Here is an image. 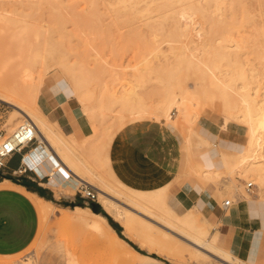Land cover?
<instances>
[{
	"label": "bare ground",
	"instance_id": "bare-ground-1",
	"mask_svg": "<svg viewBox=\"0 0 264 264\" xmlns=\"http://www.w3.org/2000/svg\"><path fill=\"white\" fill-rule=\"evenodd\" d=\"M6 2L18 5L47 4L54 7L56 11L68 4H83L87 7L85 12L94 8L98 12L100 5L104 12L100 11L99 14L107 17L112 24L117 23V19L125 18L130 22L129 24L126 21L132 30L133 26L136 29H138L137 26L144 27L149 31L148 34L153 39V45L158 42L159 33L163 32L166 35L168 32L174 33L175 31L179 35H177L178 38L182 39V44L179 45L175 53L172 46L170 47L176 63L169 65L167 78H173V72L181 63L202 73V76L207 79V84L206 86L198 84L201 86L202 98H204L203 108H198L205 111L209 107H214V103H219L222 114L215 117V119H220L218 120L219 125L226 129L232 127L233 124L238 125L244 134V144L236 153L219 152V167L209 170L196 165V174L200 175L201 179L212 182H217L221 178H231L229 179L230 184L226 187L233 190H239L240 184L238 183L241 178L252 177L253 182L257 179L260 180L259 183L264 184V93L259 95L257 93L259 91L255 90L256 87L254 89L253 83L256 79L254 78V68L258 69V65L255 66L254 61L249 58L246 48L250 43L248 39L251 37L254 40L252 42L251 39L252 45L257 43L256 48L259 47L264 52V0H6ZM19 12L16 9L8 11L0 8V22L14 28L12 29L16 32L11 35V40L15 43L18 53L24 54L23 62L17 65L18 71L13 74L14 77L8 83L4 82L3 77L5 65L0 66V100L11 104L16 113L7 122L9 123L8 127L4 128H7V134H11L14 125L31 121L37 133L48 140L50 148L56 150L55 153L59 154L62 162L70 171L62 165L55 167L50 162V153L46 149L45 151L49 155L47 158H38L34 155L27 156L26 159L33 164H40L62 191L66 187L70 189V192H73V189L76 190L80 185L92 186L97 192V201L110 214L112 213L115 220L120 219L125 223L136 222L141 227H139L140 231L146 229L151 231L150 233H153V228L149 224L155 226V222L158 228L173 232L187 241L195 255L200 253L206 258L213 256L223 264H235L234 261L243 263L233 257L231 253L218 247L217 230L211 232V225L206 223L197 211L192 210L191 206L185 207L180 198L174 197L172 194L167 195V193L148 196L138 190L122 189L119 185V188L114 187V184L111 186L98 176V172H95L92 165L87 162L88 160L84 162L75 158V153L73 154L71 149H76L72 146H70L71 149L68 148L70 144L64 140L61 131L55 129V124H51L47 120L38 105L40 96L49 90L48 84L54 79L47 63L52 59L57 61L55 58L58 53H61L57 49L59 44L54 39L52 30L48 31L41 24L29 20L22 11L20 12L21 16L17 17V14L20 15ZM227 20L230 25L227 24ZM224 23L229 28L226 26L225 29H221ZM59 24L62 23L59 22ZM122 24L124 23L122 22ZM169 24L172 26H168ZM115 25L118 27L117 24ZM124 26L122 27L124 28ZM217 26L219 27L217 28ZM61 28L66 29L65 26ZM117 30L116 32L119 33L118 28ZM146 30L142 31L146 32ZM244 33L249 36L247 40L243 36L242 38L238 37L239 34ZM149 42L151 44V41ZM155 51L149 52L152 54L147 55V59L149 56L151 57L149 60L140 61L153 66V61L158 60L161 57L159 55L162 54L160 51ZM255 52L259 53L258 48ZM255 52L253 53L252 50V55H255ZM18 53L16 58L19 57ZM172 54L170 55L172 56ZM261 56L264 60V53ZM162 57L167 61L165 56ZM76 60L69 71V76L71 91L78 100L79 111L94 121L101 119V122L106 123L109 120V123L104 125V132L109 137L114 136L126 124L139 120L163 121L167 125H171L170 123L176 119L179 120L181 128L186 130L187 135L180 136L181 149L179 151H182V163L178 173L183 170L185 162L199 149V140L206 145L209 144L204 137L195 135L198 134L195 127L196 122L200 116H204L192 105V101L196 97L195 93L192 90L180 88L179 84H175L177 82L170 83L169 80H163V77L159 76L162 72L159 75L155 72V65L154 71L146 64L145 66L141 64L144 66L143 69V66L141 67L137 63L140 68H134V73L129 76V79H113V82L117 83V87L114 84L113 87L112 83L101 82L97 85L99 87L90 89L89 83L94 76L88 68L89 61L85 63L79 61L80 59ZM58 63L57 61L55 64ZM163 73L165 74V71ZM259 74L264 75L261 72ZM62 75L67 76V73ZM151 78L162 87L164 94H162L161 100L157 99L158 102L147 105L143 97L144 85ZM214 94H217V97ZM107 160V156L102 158L103 162ZM233 179H237L236 184ZM95 182L96 185H94ZM256 185L259 188V184L256 183ZM259 190L261 192V187ZM110 192L113 193V196L109 194ZM119 203H123L125 207ZM128 203L131 206H128ZM89 213L98 212L89 209ZM164 229L162 230L164 231ZM140 231L139 233H141ZM167 231L165 232L168 233ZM18 264L34 263L26 258Z\"/></svg>",
	"mask_w": 264,
	"mask_h": 264
},
{
	"label": "rangeland",
	"instance_id": "rangeland-1",
	"mask_svg": "<svg viewBox=\"0 0 264 264\" xmlns=\"http://www.w3.org/2000/svg\"><path fill=\"white\" fill-rule=\"evenodd\" d=\"M0 8H4L8 11H14V9L19 10L20 12L22 11L28 16L29 20L31 19L34 22L41 24L42 26L47 28L48 31L50 29V31L52 30V32H54L52 33V35L56 42L59 44L57 49H59L58 51L61 53H58L55 58L59 62L58 64H55L57 61H54V59L49 60L47 63V66L51 70V74L53 75L54 79H56L55 81L54 79H52L53 81L48 84V88L52 90L54 88L57 90H65L68 95L73 97L72 100H74L76 104L79 103L77 98L72 94L71 79L69 76V71L77 61L76 59H80L79 61H83L85 63L89 61L88 68L91 70V74L94 76L89 83L90 89L99 87L97 85H99L101 82L107 84L112 83V85L114 84L115 87H117V83L113 82V79H129V76L134 73V68H140L138 67V65L141 67L143 66L141 64H144V62H141L140 60L145 61V59H147V55H152L150 53L155 51V49L158 47L155 52L160 51V53H162L161 55L158 54L159 56H161L159 57L160 61L159 59L153 61V66L147 65L146 63L145 64L148 67L150 66L152 69L155 65L154 69H156V71L154 69L153 70L158 75L162 72L159 76L163 77V80H169L170 83L177 82L175 84H179L178 86L180 88L192 90L196 95L195 99L192 101V105L201 113V115H212V117L215 119V117L222 114L221 106H219V103H214V107H209V110L206 109L204 111L199 109L203 108L204 102L201 98L197 100L198 96L202 97L201 86L198 84L201 83V85L206 86L207 79L205 76H202V73H199L193 67L186 66L184 63L178 64L177 69L173 72V78H167V76L169 75V65H173L176 63L175 57L172 54V49L175 53L177 52L179 45L182 44V39L178 38L179 35L175 31L174 33L171 32L172 34L168 32L169 37L168 34L165 35L163 34V32L159 33V39L157 38L158 42L155 43V46L152 44L154 42L153 39H151L152 37H150L148 34L149 31H147L144 27L137 26L138 29H136V27L133 26L132 30V27H129L130 22L125 18L123 20L122 18L117 19L118 22L115 24H117L118 27H116V25L112 24L109 19H107V17L103 15L101 16V14H99L101 12H104V9L100 5L98 6V12L95 10V8L89 9V12H85V9H87V7L83 4H68L56 11L54 7L47 4L18 5L3 0L0 2ZM20 12V15L17 14V17L21 16ZM24 13L23 15H25ZM126 21H128L129 24ZM59 22L63 25H60ZM122 22L124 24H122ZM225 23L221 26V29H225V27L228 26L227 24L230 25L228 20L227 24ZM64 26L66 29L63 30L61 27ZM122 26H124V28ZM168 26H170V24ZM235 26L237 25L235 24ZM126 27H128L129 31L128 29H126ZM218 27L219 26H217V28ZM12 28L13 27H11V25L0 22V66L5 65V69H3V77L4 82L6 83L10 82V80L14 77L13 74H16V71H18L17 65L21 64L24 59V54L20 52L18 53L15 43L11 40V35L16 32L13 30L14 28ZM117 28L120 31L119 33L116 32L118 31ZM226 28H229V26ZM142 30H146L147 33L143 32ZM240 36L241 38L243 36L244 38H246V40L247 37L249 38V36L245 33L238 35V37ZM251 39L253 40V38L251 37L248 39V41L250 40V43ZM149 41H151V44ZM252 42H254V40ZM249 44H247L246 47L249 58L254 61L255 66L258 65V69H256V67L254 68V74L259 78L257 76L255 77L254 75V78L256 79L254 80L253 86L255 85L254 89L256 87L255 90L259 91L257 93L259 95H262V93H264V75L259 73L261 72L264 74V60L261 56V54L264 52L261 51L259 47H257L259 53L255 52L257 51V43H253V45L251 43L250 47ZM171 46L172 49L170 48ZM252 50L253 53L255 52V55H252ZM17 53L19 56L18 58H16ZM170 54H172V56ZM259 54L261 57L258 56ZM162 56H165L167 61ZM150 58L151 57L149 56L147 60H149ZM161 65L165 69H163ZM144 66L142 67L143 69ZM131 69H133V71H131ZM13 70L15 71V73H13ZM162 70L165 71V74ZM66 73L67 76L62 75ZM152 79L153 78H151V80H148L149 82H146V84L144 85L143 97L147 105H153V103L158 102L157 99L161 100L163 97L162 94H164L162 87H160L159 84L157 85L156 82ZM154 87L157 88L154 89ZM214 96L217 97V94H214ZM14 110L15 108L11 104L5 103L0 100V137L2 139L10 135L7 134V128L4 127H8L9 123L7 122L10 118H12L11 116L16 115ZM90 120H92L94 125H96L95 128H99L98 139L100 143L97 141L96 147L94 148L95 152L92 164L95 172H98V176L102 178L106 183L111 184V186L112 184H114V187H118L119 185V187L121 186L120 188L122 189L129 188L137 190V188L128 186L124 182L117 179L112 173V170L110 168L108 147L113 136H110V138L109 135H106V133L104 132V125L106 123L108 124L109 120H106V123L101 122V119H96V121H94L93 119ZM215 120L218 124L219 129H226L219 125L218 120L220 119ZM170 124L171 125L169 126L177 132L179 138L180 136L184 137L185 135H187V133H185L186 130H184V128H181V122L179 120L176 119ZM18 125L19 123L14 125L12 130L14 131L15 127L17 128ZM196 126L197 122L195 127ZM233 126L237 129H240L239 131L243 132V130L239 128L238 125L233 124ZM55 129H57L56 124ZM195 135L198 136L200 134L196 133ZM197 136L195 138L196 140L198 139ZM106 137L108 138V140ZM199 143V149L209 148L211 145L210 143L206 145L201 140H199ZM106 156L108 159L106 161L107 163L102 161V158H105ZM95 159L97 160L95 161ZM195 166L196 164L193 162L192 157H190L185 162L183 170L179 173L182 176H179L177 178L185 179L186 177L183 176H194L197 180H199V178L201 177L200 175L196 174ZM229 179L231 178H221L219 181L211 183V187L212 189H214V197L221 209L222 202L224 200H230L233 203L236 201V199L252 200L255 203H259L260 206L264 207V184L259 183L260 180L256 179L254 180V183L252 181V177H247V179L241 178L238 183L240 184L239 190H233L232 188L226 187V185L230 184ZM249 179L251 180L249 181ZM233 182L236 184L237 179H233ZM247 182L253 183V187L248 193L246 192L245 186ZM256 183L259 184V188L257 187ZM94 185H96V182L94 183ZM6 186H12L13 188L20 190L32 201L38 214V226L36 234L29 246L18 254L0 256V264H18L26 258L30 259V261H32L34 264H223L221 261H219V259L213 256L211 258H206L200 253L195 255L192 248L188 245L189 243H187V241L183 240L181 237H179V235L173 232H169L161 227L162 229H164L163 231L156 226L157 224L155 222V226L147 222L153 228V230H155H152L153 233H150L151 231L149 232V230L147 231L146 229L140 231L139 229L141 227L136 222L125 223L120 219H113L112 213L110 214L109 211L98 201L91 202L90 200L83 198L85 202H83L81 206H73L72 208L71 206H69L66 208H61L62 206H58L57 204L53 205L49 201H45L34 194L25 192L23 189L15 187L7 180H5L0 185V187ZM260 187L261 192L259 190ZM55 189L57 191L61 190V188L56 184ZM69 190L70 189L66 187L64 192L67 194H73L75 188L73 189V192H70ZM146 190H150V194L167 193V195H174L173 188L171 187V185L167 184H161L159 186ZM94 191L98 198L95 189ZM109 194L113 196L112 192H110ZM231 196L234 198H232ZM124 201L127 202L126 200ZM123 203L119 204L125 207ZM129 205L131 206L130 203H128V206ZM89 209L98 213L90 214ZM204 216L210 222V230L212 232L213 228H217V222L216 220H210L205 214ZM134 217L136 218V216ZM155 220L158 222L157 219ZM139 231L141 233H139ZM157 231L158 233H156ZM165 231H167L168 233H166ZM234 263L243 264L244 262L240 263L238 261H234Z\"/></svg>",
	"mask_w": 264,
	"mask_h": 264
},
{
	"label": "crops",
	"instance_id": "crops-1",
	"mask_svg": "<svg viewBox=\"0 0 264 264\" xmlns=\"http://www.w3.org/2000/svg\"><path fill=\"white\" fill-rule=\"evenodd\" d=\"M72 98L65 90L49 89L40 96L38 105L47 120L56 124L58 131H61L64 140L70 144L68 148L72 146L76 149H71L75 158L84 162L88 160L92 165L94 148L99 142V128H95L92 120L81 114ZM200 98L204 102L198 96ZM196 130L211 144L209 148H200L192 155L193 162L205 169L220 166L219 152L234 154L244 144L243 132L233 125L225 130L219 129L212 115L201 116ZM38 136L41 135L37 134L35 141L5 160L4 167L0 168V185L7 180L15 187L61 208L81 206L85 200L78 188L73 194H67L55 189L52 178L36 177L33 169L37 168L43 174L44 168L26 159L34 155L42 157L33 152L36 145H40L44 151L48 150L50 162L55 167L62 165L70 171L59 154L55 153L56 150L50 148L48 140ZM180 147L177 132L163 121L146 119L128 123L113 136L108 147L110 168L117 179L148 196L156 193L150 194V190L146 189L161 184L171 185L174 197L180 198L185 207L191 206L209 225L204 214L210 220H216L217 228L213 231L217 230L219 248L244 263L264 264V207L252 200L236 199L229 207L221 209L211 187V183L215 182L201 178L199 181L194 176L177 178L182 176L178 173L182 163ZM84 186L93 189L90 185ZM37 226L38 214L32 201L12 186L0 187V256L25 250L32 242Z\"/></svg>",
	"mask_w": 264,
	"mask_h": 264
},
{
	"label": "built area",
	"instance_id": "built-area-1",
	"mask_svg": "<svg viewBox=\"0 0 264 264\" xmlns=\"http://www.w3.org/2000/svg\"><path fill=\"white\" fill-rule=\"evenodd\" d=\"M37 131L31 121H26L23 124H19L17 128L9 135L4 137L0 141V168L5 165V160L9 158L14 153L20 152L31 142L35 141L37 138ZM40 150V151H38ZM38 156L48 157L49 155L45 153L44 149L40 145H36L33 149ZM41 152V153H40ZM48 170V169H47ZM35 175L39 179L50 178V176L45 172L40 174L37 168L33 169ZM253 184L251 182L246 184V192H249ZM79 194L82 198L90 200L91 202L97 201L96 193L93 189L88 186L80 185L78 186ZM232 204L230 200H225L222 203V207L226 208Z\"/></svg>",
	"mask_w": 264,
	"mask_h": 264
},
{
	"label": "water",
	"instance_id": "water-1",
	"mask_svg": "<svg viewBox=\"0 0 264 264\" xmlns=\"http://www.w3.org/2000/svg\"><path fill=\"white\" fill-rule=\"evenodd\" d=\"M94 207H95V205H94Z\"/></svg>",
	"mask_w": 264,
	"mask_h": 264
}]
</instances>
